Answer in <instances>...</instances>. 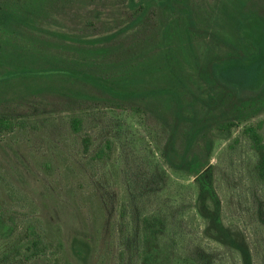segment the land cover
<instances>
[{
  "label": "rangeland",
  "instance_id": "obj_1",
  "mask_svg": "<svg viewBox=\"0 0 264 264\" xmlns=\"http://www.w3.org/2000/svg\"><path fill=\"white\" fill-rule=\"evenodd\" d=\"M163 1L0 0L7 12L0 17V112L24 122L0 135V204L21 227L40 219L74 264H139L137 255L122 260L133 212L160 208L182 213L183 246L215 253L218 264H239L238 254L207 230L195 179L170 167L162 152L175 124L170 94L188 106L207 98L212 91L196 61L227 52L210 37L191 42L188 9L199 28L238 44L240 22L250 9L264 13V0H171L177 13ZM105 88L139 99L117 103ZM194 109L205 112L199 103ZM79 115L85 123L76 134L70 122ZM185 129L175 134L181 154ZM241 129L214 137L212 178L224 224L250 248L254 264H264V184ZM107 143L111 151L100 159ZM204 144L200 138L195 148ZM72 238L89 243L86 257L71 253Z\"/></svg>",
  "mask_w": 264,
  "mask_h": 264
},
{
  "label": "trees",
  "instance_id": "obj_2",
  "mask_svg": "<svg viewBox=\"0 0 264 264\" xmlns=\"http://www.w3.org/2000/svg\"><path fill=\"white\" fill-rule=\"evenodd\" d=\"M160 5L178 12L171 0L163 1ZM143 9L140 7V16L145 13ZM6 13L0 4V17ZM185 20L186 33L191 42L210 37L215 43L227 48V52L205 62L196 61L199 78L212 91L207 98L196 97L195 102L188 106L178 95L170 94L175 105V124L162 157L170 167L195 179L198 189L196 201L204 207L206 214L202 212L201 215L207 230L211 231L213 241L238 254L239 264H254L250 248L241 244L233 231L224 224L222 204L212 178L214 166L211 157L214 137L230 135L233 129L242 127V135L258 154L255 174L264 184V122H255L256 118L264 114V13L257 9H250L246 13L239 24L241 42L238 44H231L199 28L190 9L185 14ZM105 91L117 103H136L139 99L138 95L123 94L109 88H105ZM153 94H159V91ZM76 99L86 101L84 97ZM198 103L205 110L203 115L194 109ZM133 110L140 113L136 107ZM23 123L15 114L0 112V135L14 132ZM84 123L85 119L81 115L73 117L70 122L76 134L82 131ZM182 125L186 127L183 154L177 151L175 145V134ZM200 138H204L205 144L202 150H197L195 144ZM90 143V136H86L83 140L86 153L90 151ZM111 148L110 143L102 146L98 157L103 159L107 155L105 151H111ZM123 210H126V206ZM126 213L121 214L124 219ZM134 213L128 234L123 239L122 260L124 255H137L139 264L219 263L215 253H208L200 246H183L187 238L184 239L185 233L180 223L184 218L177 210L168 212L160 208L139 216L136 210ZM32 219L26 220L21 227L17 224V218L0 204V264H74L65 253V244L60 239L50 240L42 221L36 217ZM90 248L89 243L83 240H70L71 253L76 257H86Z\"/></svg>",
  "mask_w": 264,
  "mask_h": 264
}]
</instances>
